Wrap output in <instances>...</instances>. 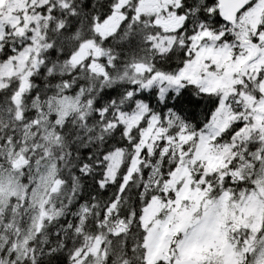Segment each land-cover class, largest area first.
<instances>
[{
	"label": "snow or ice",
	"instance_id": "obj_1",
	"mask_svg": "<svg viewBox=\"0 0 264 264\" xmlns=\"http://www.w3.org/2000/svg\"><path fill=\"white\" fill-rule=\"evenodd\" d=\"M0 264H264V0H0Z\"/></svg>",
	"mask_w": 264,
	"mask_h": 264
}]
</instances>
